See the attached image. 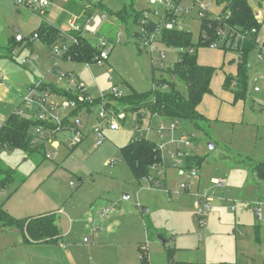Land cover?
Listing matches in <instances>:
<instances>
[{
  "label": "rangeland",
  "instance_id": "rangeland-1",
  "mask_svg": "<svg viewBox=\"0 0 264 264\" xmlns=\"http://www.w3.org/2000/svg\"><path fill=\"white\" fill-rule=\"evenodd\" d=\"M96 2L110 11L121 10L126 3L132 4L136 11L144 12L160 27L165 24V7L152 5L148 0ZM177 2L180 10L173 27L188 31L195 44L205 35L200 11L213 19L226 7L220 0ZM249 3L259 15L257 40L262 43L264 0H249ZM80 5L79 10L68 8V18L63 23L68 24L81 16L85 5ZM91 13V23L83 27L86 39L93 47L98 46L100 38L109 40V53L100 64L76 62L64 57L63 50L60 57L55 56V48L62 45L59 40L51 45L38 40L31 54L36 59L27 64L21 61L26 59L30 47L24 46L25 51L14 58V68L33 72L37 81L26 79L25 73V80H16L19 84H14L16 90L12 96L0 98V125L12 111L18 110L23 111L22 117L27 120L34 121L39 114L54 115L58 122L72 120L76 108H50L78 95L70 75L97 103L90 111L81 110L76 114L82 124V140L72 149V130L52 135L45 127L48 137L41 142L46 156L0 146V167L10 168L13 175L12 180L0 184V208L15 218L55 214L62 234L60 244L30 245L22 243L16 232L9 231L0 222V264L21 261L30 264H141L142 258L148 264H264V179L253 168L264 162V56H259L258 47L243 57L245 97L238 100L231 98L243 89L241 85L235 86L238 52L222 48L221 39L226 29L218 31L214 46L195 47L198 63L216 68L210 85L211 95L204 96L199 106L207 118L214 119L202 120L198 125L179 122V126L194 137L192 146L186 149L197 156L191 162L184 157L176 168L170 158L175 146L168 144L162 150V161L157 170L152 169V175L165 181L168 189L175 190L180 184L191 187L189 192L180 191L177 197H169L149 181H137L122 160L120 148L135 137L136 125L144 130L145 138L159 143L156 131L147 129L168 121L152 114L147 105L157 89L155 80L170 78L162 69L177 62L179 49L167 46L160 33L148 42L143 27L131 16L126 20L115 19L94 6ZM237 34L238 38L244 36ZM72 42L67 36L66 45ZM224 71L228 80L222 88ZM40 82L49 92V105L44 108L37 103L29 107L22 105V95L27 91L25 86L30 83L38 86ZM174 84L176 89L185 92L181 80L174 79ZM113 89L119 96L112 94ZM59 91L69 96L59 95ZM133 92L147 94L148 98L133 106L120 101ZM109 108L119 109L125 118L117 120V130L109 129L110 118L100 120L103 139L97 145L93 124L102 109ZM136 108L139 110L135 111ZM188 166L197 171L198 188L196 176L190 175ZM180 170L184 172L182 176ZM213 176L223 180L225 185L221 187L211 182ZM195 193L214 199L210 211L203 214L202 226L197 221L192 196ZM255 204L260 205L261 220L255 214ZM143 208L147 211L143 212ZM160 237L165 239L164 244Z\"/></svg>",
  "mask_w": 264,
  "mask_h": 264
},
{
  "label": "trees",
  "instance_id": "trees-1",
  "mask_svg": "<svg viewBox=\"0 0 264 264\" xmlns=\"http://www.w3.org/2000/svg\"><path fill=\"white\" fill-rule=\"evenodd\" d=\"M226 3L225 9L217 18H207L205 15L201 17V28L205 32L203 38L198 43L191 41L188 31L172 28L167 29L164 25L160 27L159 23L154 22L147 14L142 11H136L131 5L124 6L122 10L115 12L114 15L120 20H125L127 16L134 18L135 22H139L146 32L145 38L151 34L161 35L162 41L169 47L179 49V57L171 67L162 69L170 78L155 80L157 89L153 91V99L147 106L152 114H158L165 119H175L179 121H187L193 125H198L204 116L199 113L198 106L203 97L211 94L210 83L215 74L216 68L207 65H200L197 61V53L195 47L201 45H209L216 42L218 31L222 28L226 29L224 38L222 39V48L225 50L233 49L238 52L237 80L235 86L243 88L242 91H236L234 100L245 97L246 68L244 65L245 54L257 46V34L260 24L255 19V13L249 3V0H220ZM169 16L168 12H165ZM169 18V17H168ZM44 30L42 26L37 32L39 35ZM237 33L244 36L238 38ZM69 35L76 38V42H72L64 57H69L76 62L95 63L96 57L100 56V50L93 47L85 38L82 31H69ZM237 42V43H235ZM64 43V41H63ZM234 44L235 47H234ZM234 47V48H233ZM174 79L181 80L185 84V92L176 89ZM225 78V82L227 84ZM229 84L227 85V88ZM147 94L131 93L120 98V101L127 106H133L138 101H145ZM72 99L75 97L70 96ZM93 101L90 104H80L72 115L77 114L80 109L86 107L87 111L96 104ZM136 108L135 111H138ZM36 126H43L50 129L52 135H56L58 131L70 130L72 122L67 119L62 122V126L56 129V125L50 122H40L37 120H27L19 116L14 111L0 126V146L5 149L19 148L29 153L40 152L44 156V144L36 141V135L33 129ZM48 136H45L46 139ZM43 139V140H44ZM79 143V142H78ZM77 144V143H76ZM74 144L71 149L76 145ZM122 160L129 166L137 181L145 179L153 184L155 176L152 175L153 166L161 162V153L156 147L155 142L135 135L134 138L125 146L120 148ZM197 156L187 158V162L196 159ZM191 166H188L190 168ZM254 169L257 175L264 179V162L255 164ZM12 170L10 168L0 167V184L1 186L12 180ZM160 188V187H157ZM0 222L4 227L13 228L22 235L24 243H46L58 244L62 238L61 231L56 222V216L47 213L37 216H29L24 218H15L0 208ZM141 264H148L145 258L141 259ZM171 264H234L228 262L218 263H189L177 262Z\"/></svg>",
  "mask_w": 264,
  "mask_h": 264
},
{
  "label": "built area",
  "instance_id": "built-area-1",
  "mask_svg": "<svg viewBox=\"0 0 264 264\" xmlns=\"http://www.w3.org/2000/svg\"><path fill=\"white\" fill-rule=\"evenodd\" d=\"M17 6H27L31 8L32 10H41L44 7H46L49 4V0H12ZM148 2L152 5H162L165 7V12L169 13V16L165 15L163 16V20L165 21V24H163L167 29H172L173 24L176 22V14L179 12L180 7L178 5L177 0H148ZM203 10V9H201ZM204 13L200 11V17H203ZM169 17V18H168ZM255 19L258 20V13H255L254 15ZM91 19V18H90ZM89 19V20H90ZM87 20V22H89ZM82 27L77 24L76 20H73L70 25L69 31H80ZM156 34H151L148 36V42H151L152 40L155 39ZM70 36L73 42H76V38ZM39 38L38 33H34L32 37L30 38L31 40ZM224 36L222 37V39ZM25 39V37L22 34H17L15 36V40L17 42H22ZM221 39V41H222ZM257 46L258 47V53L260 57L264 56V41L260 43L259 40L256 39ZM109 40L107 39H99V44L97 48L100 50V56L96 57V61L98 64L102 61V58L105 57L109 53V48H108ZM210 46H214L215 42H212L209 44ZM68 49V46L66 43H62L61 47L55 48V56L61 55V50L66 52ZM32 59H36V56H34ZM29 60H23V62H27ZM3 77L2 72L0 71V78ZM72 79V83L75 85L78 95L74 99H69L62 101L60 106H52L50 107L51 109H69V108H78L80 104H92L93 100L88 97V94L86 93L84 87L82 85H79L78 82L74 79L73 75H70ZM253 81H256L254 79ZM254 90L257 91L258 88L254 87ZM112 94L114 96H119V94H116V91L113 89ZM49 97V92L46 89H39L38 86L30 87L27 89L26 94L22 96V105L25 106H31L34 103H37L41 108H44L49 105L47 98ZM81 110H87L86 107H83ZM16 112V111H15ZM19 116H22L23 111L18 110L16 112ZM143 117V116H142ZM37 121L40 122H50L54 123L56 125V129H59L62 126V122H58L57 118L54 115H46V114H39L34 117ZM110 118V121L108 122L109 129L110 130H117L119 128V124L117 120H122L125 118V114L120 111L119 109H111L109 108L108 110L102 109V111L99 113V116L97 118V121L93 124V132L97 136V145H100L103 139V135L101 132L100 128V120ZM167 123L165 122H158L157 126L155 128H148L147 130L154 129L158 135L159 138V143H155L156 147L159 149L160 153L162 150H164L168 144H172L175 146L174 150L170 151V158L172 159V163L174 167H178L181 165V159L182 158H189L193 154L189 153L186 151L187 148H190L193 144V135L186 133L182 127L179 126V120L175 119H167ZM72 127L70 130H72L73 135L71 137V145L72 147L74 144L80 142L82 140V124L79 119L76 118V114L72 116ZM135 131L136 135L138 137H144V130L140 128L139 125L135 126ZM34 134L36 135V141L43 140L45 136H47L44 127L43 126H36L34 128ZM177 134V135H176ZM196 153V152H195ZM50 157V155H48ZM162 159V157H161ZM162 161V160H161ZM158 166V165H157ZM181 169V168H180ZM189 173L192 176H196V169L193 167L188 168ZM153 170H157L153 166ZM182 171V170H181ZM183 172V171H182ZM155 180L153 181V184L156 187L162 188L168 195L169 197H177L179 195L180 191H188L189 190V185L188 184H180L177 190H169L166 188L163 184V181H161L157 176H155ZM195 179H199L198 176L195 177ZM213 183H215L218 186H224L225 182L223 180H213ZM195 209L197 212V221L200 226L204 224V216L203 214L207 213L210 211L212 203H213V198L207 194H196L195 195ZM255 208V214L256 216L260 219L262 217L261 214V208L260 205L255 204L253 206ZM107 211V209L105 210ZM103 215V213H102Z\"/></svg>",
  "mask_w": 264,
  "mask_h": 264
},
{
  "label": "crops",
  "instance_id": "crops-1",
  "mask_svg": "<svg viewBox=\"0 0 264 264\" xmlns=\"http://www.w3.org/2000/svg\"><path fill=\"white\" fill-rule=\"evenodd\" d=\"M126 2L132 3V0H125V3ZM81 3H84L85 6L83 8V13L76 20V22H77V24H79L82 27L81 31H82L84 36H85V31L83 30V27L87 24H90L92 19H93V16H91L92 6L99 7L101 9V13H108V14L112 15L115 19H119L114 15V13L118 12L120 10L110 11L108 8L104 7L100 3H97L96 0H49V4L41 10H32V9L30 10L26 6H17L12 0H0V71L3 74V77L0 78V98L1 97L5 98V96L6 97L12 96L13 90H16L14 84L16 85V82H17V84H19L18 81H16V80L24 79L25 73L27 75L26 79H28L27 77H30L32 80L37 81V76L35 74H33V72L27 71V70L24 71L22 69H18V67L14 68V67H16V66H14L15 65L14 63H16L14 58L18 55V53L24 52L25 51V50H23L24 46L25 47L27 46V47H30L31 49H30V51L27 50V52H29V54L27 55L25 60H29V61H27V62L21 61V62L23 64H27V63L31 62L33 60L32 58L35 56V55H31V54L35 50L38 40H43L48 45L55 43L57 40H59L61 43H63V41H64V43H65L67 40V35H68L69 29H70L71 22L73 21V20L70 21L68 24L63 23L65 18H68V11L67 10H68V8H72L74 10L75 9L79 10ZM125 6L129 7V5L127 3ZM131 8H132V4H131ZM87 9H89V10L85 11ZM128 17L129 16H126L125 20ZM87 20H89V22H87ZM42 26L44 27V30L42 33H40L39 38L31 40L30 38L32 37V35L34 33L39 32V29ZM17 34H24L25 39L22 42H17L15 40V36ZM197 61H198V56H197ZM199 64L204 65V63H202L200 61H199ZM222 75H223L222 88H224L223 84L225 82V77L227 75V72L224 71ZM33 84L34 83H30L29 85L25 86L26 90L30 87H34ZM210 85H211V83H210ZM38 88L39 89H46L45 87L42 86L41 82L38 84ZM210 88H211V86H210ZM58 94L69 96L68 94H64L63 92H60V91L58 92ZM207 95H211V94H207ZM231 98H234V96H232ZM231 98L228 99V102L226 103V105H228V103L231 102L230 101ZM199 106H198V111H199V113H201L204 116V118L206 120H213L214 119V118H212V119L207 118L201 112V109ZM228 107H229V105H228ZM13 112L14 111H12V113ZM69 120L71 121V119H69ZM2 149H5V148H2ZM253 168H254V166H253ZM182 174H184V172H182L180 170L179 175L182 176ZM216 179H218V178L213 176V177H211L210 181L213 182V180H216ZM195 180L197 182V188H198L200 179H198V180L195 179ZM250 183H253L252 179L250 180ZM163 184L167 188L165 181H163ZM221 187H223V186H221ZM177 188L175 190H177ZM190 188L191 187L189 186V190L185 191V193L189 192ZM169 190H172V189H169ZM196 192H198V191H196ZM254 192L258 193L257 190H254ZM195 194L192 195L194 197V201H195V197H196ZM213 201H214V199H213ZM45 214H47V213H45ZM8 229H9V231L16 232L20 238L19 240H21V242L24 243L22 235L19 231H17L16 229H13V228H8ZM26 244H30V245H51V244H46V243H33V242L26 243ZM58 244H60V243H58ZM15 264H30V263H25L24 261H21V262L15 263Z\"/></svg>",
  "mask_w": 264,
  "mask_h": 264
},
{
  "label": "water",
  "instance_id": "water-1",
  "mask_svg": "<svg viewBox=\"0 0 264 264\" xmlns=\"http://www.w3.org/2000/svg\"><path fill=\"white\" fill-rule=\"evenodd\" d=\"M211 147H212V145H211ZM142 211H143V212H146L147 209H146V208H143ZM159 239H160L161 243H163V244L166 242L165 239L162 238V237H160Z\"/></svg>",
  "mask_w": 264,
  "mask_h": 264
}]
</instances>
